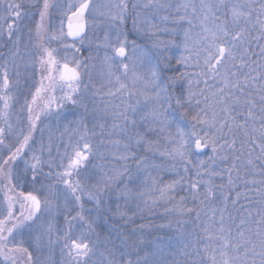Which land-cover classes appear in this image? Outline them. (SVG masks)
Wrapping results in <instances>:
<instances>
[{
	"label": "snow or ice",
	"instance_id": "6c2138e0",
	"mask_svg": "<svg viewBox=\"0 0 264 264\" xmlns=\"http://www.w3.org/2000/svg\"><path fill=\"white\" fill-rule=\"evenodd\" d=\"M26 2L38 14L34 26L25 0H0V49H7L0 52V264H37L30 249L54 245L61 246L65 264H264V0L132 3V10L140 9L134 29L156 37L150 48L123 31L128 0L102 6L94 0ZM144 10L150 15H141ZM96 13L110 21L115 42L106 33L96 45L110 51L103 54V83L93 84L89 95L83 82L93 79L92 57L81 58L76 45L89 39V17ZM161 33L172 38L160 39ZM34 74L39 79L24 95ZM68 105L83 112L66 113ZM103 144L112 146L121 167L89 171ZM157 154L173 161L176 178L166 184L154 175L162 170ZM178 190L189 195L177 199ZM217 200L219 207L213 206ZM121 201L135 203V210H122ZM160 202L171 203L165 210L177 218L157 227L175 235L161 231L149 240L135 229L118 230L119 244L110 233L101 240V217L134 224ZM193 214L202 235L185 228Z\"/></svg>",
	"mask_w": 264,
	"mask_h": 264
},
{
	"label": "rangeland",
	"instance_id": "374dc122",
	"mask_svg": "<svg viewBox=\"0 0 264 264\" xmlns=\"http://www.w3.org/2000/svg\"><path fill=\"white\" fill-rule=\"evenodd\" d=\"M117 2V0H94V3L97 5H105V4H109V3H115ZM129 2V14L127 16V19L125 21V24L123 25V31L125 33H127L128 37L130 40H135L137 45H140L142 47H151L153 41L156 39V37H150L148 35H143L139 32L136 31V29H134L133 27V17L135 16L136 12H139L140 9H136V10H132L131 9V4L132 3H142L143 0H128ZM25 4H27L26 0H25ZM100 11L103 12L105 11V9L103 7L100 8ZM141 15H150V11L149 10H144L143 12H141ZM29 16V15H28ZM32 25L34 26V19L36 16H29ZM56 17V18H55ZM55 18V19H54ZM90 19V27H89V31H88V37L89 39L85 41L84 45H80L79 43H77L76 47L81 48V52L79 53L81 58H85L88 59L90 56L92 57L91 59H89V64L91 67V72H92V76L93 79L91 81V83H89L87 77H85L84 79V84H88L89 85V95H91V91H94L95 89L92 88V85H96L97 87L100 86L101 83H103V80L101 78V64H102V60H103V54L105 51H110V49H104L103 47L99 48V50H97L96 45L97 43H100L104 40V36L107 33L109 35V38L115 42V36H114V30L111 29L109 27L110 25V21L104 17L99 15L98 13L93 14L92 16L89 17ZM37 21V20H36ZM94 21V23H92ZM11 22V21H9ZM59 23V17L56 15L55 11H53L52 16L50 18V24L52 27L57 26ZM169 28L172 27H176L175 25L171 24L170 22L167 25ZM186 27V25H185ZM159 38L160 39H171L172 37H170L168 34L165 33H161L159 34ZM25 41L28 40L27 35H25L24 37ZM34 42V41H33ZM52 47H59V45L53 41L51 43ZM3 52H6L7 49H2ZM97 51L99 52V55H97ZM172 51L176 52V54H179V50L173 48ZM65 53V50L63 48L60 49V55L63 56ZM69 55H71V53H68ZM0 62H2V60H0ZM173 66L176 67V65L173 63ZM182 67V66H181ZM131 75V73L129 74ZM168 75H171V73H168ZM39 79L38 74H34L33 75V79L30 80L28 82V87L24 89V95H29V88L32 87V85L37 82ZM129 84V87L131 88V81L128 80L126 81ZM83 87V84H82ZM57 96H59L61 93L59 91H57ZM125 100H131L133 103L135 102L136 97H128L127 94H125V96L123 97ZM23 102V98L20 99L19 103ZM96 102L97 104L100 103V98L97 97L96 98ZM117 103H119V100L116 101ZM19 103L15 104L11 110L12 115L10 116V123H12L14 126L16 125V113L19 109ZM0 107H2V104H0ZM89 107H92V104L89 103ZM72 111L77 112V113H82L83 109L82 108H76L73 109L71 105L66 106L65 108V112L66 113H71ZM26 115V114H25ZM44 125L48 124V120L42 118ZM110 125V121L108 122ZM191 121L190 118L185 120L184 125L187 127H190ZM0 126H4L3 122L0 121ZM26 128V120L24 121L23 125ZM89 129H92V125L89 124ZM186 127V130H187ZM60 131H63V128L60 129ZM97 132H99V129H96ZM170 132L173 136L176 135V129L175 127H173L172 129H170ZM56 135L59 136L60 132L57 131ZM41 137V133L38 130L35 133V138L37 140V142H39ZM107 137H105L106 139ZM157 137H153V139H156ZM12 138H10L11 140ZM44 139L45 141L47 140V133L45 132L44 134ZM65 140L68 139L67 135L64 137ZM101 139L100 136H96L94 138V143L99 144V140ZM167 142L163 139H160V146L164 147L166 146ZM112 150V146L108 145V144H103V145H99V149L96 152V154L90 158V162L87 164V168L89 171H95V172H99L100 169H103L105 171L111 172L114 169H117L119 167H121V162L118 160L113 159V157L110 155V152ZM138 155H148L151 156V153H145L143 152V150H139L138 151ZM200 158L206 159L205 156H201ZM154 160L157 164H161L162 165V170L159 171V174L157 175L156 173H154V175H156L157 181L160 184H166L169 181H171L172 179L176 178V173L175 171L172 170V163L173 161L168 160L167 158H162L160 157L158 154L154 157ZM133 167V169L135 168V165H131ZM177 167H179V165H177ZM140 203L142 204V201H140ZM162 202H160L158 205H160ZM121 204V208L123 206V202H120ZM130 206L131 209L135 210V203L126 205V207ZM90 207V205H89ZM112 207L115 208L116 204L113 203ZM123 210V208H122ZM160 215V214H159ZM164 216V215H162ZM107 220H105L103 217H101L98 221H97V232L100 235L101 240H103L104 238V234L107 232H110V229H107ZM59 223L61 225H63V219H61L59 221ZM187 229V228H186ZM188 230V229H187ZM80 231L79 227H77L76 229H74V235L78 234V232ZM91 239H93L94 241L97 239L95 235H93L91 237ZM115 241V239H113ZM116 242V241H115ZM119 244V242H118ZM99 249L102 251L103 247L102 245L98 244ZM30 251H33V257L34 260L37 261V264H46V262L48 261L49 257L51 259L52 264H65L66 261V257L61 255V246L60 245H54L51 249V251L48 248H44L41 251L37 252L34 251L33 249H30ZM98 259V255L93 257V260L96 261Z\"/></svg>",
	"mask_w": 264,
	"mask_h": 264
},
{
	"label": "trees",
	"instance_id": "16d2710c",
	"mask_svg": "<svg viewBox=\"0 0 264 264\" xmlns=\"http://www.w3.org/2000/svg\"><path fill=\"white\" fill-rule=\"evenodd\" d=\"M173 63L175 64V61L173 60ZM176 67H181V66H177ZM209 83H213V81H209ZM200 87H203V84L200 85ZM206 157V155H203ZM225 182H226V176L224 178ZM216 182L219 183L220 182V178L217 177L216 178ZM219 193H217L218 195ZM189 194L186 191L183 190H178L177 191V199H179L180 196H188ZM249 195L255 197L256 194L253 193H249ZM258 198V197H257ZM189 206H192V202L191 200H189L188 202ZM242 203L247 204V201H242ZM216 207L221 206L220 205V201L217 200L216 203L213 205ZM171 207V203L165 204L164 202H162L160 205H156L152 208L151 211H145L142 215H138L135 217V223L134 224H128L125 225L123 223V221H118L115 218H112L111 216L107 219V229H110V232L105 233L103 236L107 237L109 235V233L111 234V238L115 239L116 243L118 244L119 240L117 238V231H121V232H132L133 229L136 230V235H142L144 236L146 239H151L153 235L155 234H159L161 231L167 232L170 235H175V232L173 229H159L157 226L161 225V224H167L169 222V220H172L174 222V220L177 218L175 216V214L173 213H168L166 212V208ZM251 207L255 208V205H251ZM123 210H127L128 208H130V206L126 207V205L123 204L122 206ZM232 209L231 204H229V210ZM160 214V215H159ZM129 215H131V212H129ZM164 215V216H162ZM185 219H187L189 221L188 224L185 225V228H187L189 231H193L194 233H199L202 235V233L200 232V228L198 226V222L195 220V216L194 214L188 217H185ZM202 219L206 220V217H202ZM116 224V227L113 228V224ZM140 224H144V225H151L150 228H145L144 230H141L139 228Z\"/></svg>",
	"mask_w": 264,
	"mask_h": 264
},
{
	"label": "flooded vegetation",
	"instance_id": "af4514ba",
	"mask_svg": "<svg viewBox=\"0 0 264 264\" xmlns=\"http://www.w3.org/2000/svg\"><path fill=\"white\" fill-rule=\"evenodd\" d=\"M24 10L27 12V14H28L29 16H31V17L36 16L35 19H34V21H33L34 23L36 22V20L39 19L38 14L36 13V9H35V8H30V7L28 6V4H25ZM55 18H56V17H55ZM55 18H54V19H55ZM0 52H3L2 49H0Z\"/></svg>",
	"mask_w": 264,
	"mask_h": 264
}]
</instances>
